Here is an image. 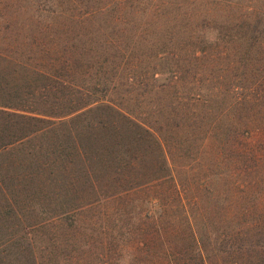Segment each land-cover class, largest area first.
<instances>
[{"label": "trees", "instance_id": "16d2710c", "mask_svg": "<svg viewBox=\"0 0 264 264\" xmlns=\"http://www.w3.org/2000/svg\"><path fill=\"white\" fill-rule=\"evenodd\" d=\"M49 17L0 23V154L54 137L39 169L84 202L45 192L60 209L38 200L3 256L42 264L73 248L67 223L106 264L264 257V0H55Z\"/></svg>", "mask_w": 264, "mask_h": 264}, {"label": "rangeland", "instance_id": "374dc122", "mask_svg": "<svg viewBox=\"0 0 264 264\" xmlns=\"http://www.w3.org/2000/svg\"><path fill=\"white\" fill-rule=\"evenodd\" d=\"M54 4L55 0H0V23L1 25H3V22L14 23L16 21L35 23L39 16L47 19L45 21L48 22ZM56 141L57 140L52 136L47 138H34L26 145H22L19 148H11L9 151L1 152L0 154V172L2 174L3 172L4 174L8 173L9 178L13 177V175H19L17 179L10 178L8 180L4 193L0 190V264H34L32 261V254H34L37 248H29L26 251V260L20 261L14 257V254L8 255V257H6L5 254L3 256V236L17 229L18 231L22 230L26 224H30V222L39 218L40 205H38V200L47 205L48 212L56 210L57 208L60 209L56 204H58L62 198L58 199L60 196H45L43 195L45 192L51 190L53 194L63 192L71 199V204L74 205H81L84 202L81 186L78 188L74 186L75 190L72 192L69 191L68 194L66 190H61L58 187L66 182L65 178L61 179V181H52L50 179L52 177L50 176L49 170L40 171L39 169L42 165V161L47 162L54 157L51 150L54 148ZM244 144L243 142V145ZM212 150H215L214 146ZM31 157L35 158L31 160ZM178 160L182 161L181 158H178ZM230 164L234 170L238 167V162L235 159L230 161ZM241 164L245 165L249 164V162L243 159ZM30 169H32L31 172L33 174L36 173V175H32V178H27L24 174L28 173ZM68 182L69 180L67 179V184ZM56 199L57 201L52 204L53 200ZM60 204L62 203H59V206ZM56 229L65 232L66 235L75 237L74 240L76 241L72 243L73 248L70 249V246L66 247V249L63 247L60 248L57 255L54 253L50 256V259L44 260V262L41 261L42 264H106V257L103 260V258L98 255L104 251L100 246L98 248H94L93 246L85 248L80 245L78 239H85L88 237L89 234L87 231L85 232L84 230L83 233L82 228L78 227L73 229L67 223H60V225L56 226ZM13 243L10 245L13 246ZM19 243L20 240H18L15 245ZM227 246L226 244L225 248L227 251L224 253V257L218 255L215 258V264H235ZM20 251L21 249L15 248L14 252ZM249 253L254 256V261L252 262L251 259V264H259L258 262L262 260L259 257L263 258L262 263H264V257L260 255L261 252L259 250L255 249L253 253ZM188 259L189 256H185L183 250V263L187 264ZM191 259L193 264H199L200 262L198 258L195 257L194 247L192 249ZM242 264L250 263L245 260Z\"/></svg>", "mask_w": 264, "mask_h": 264}]
</instances>
